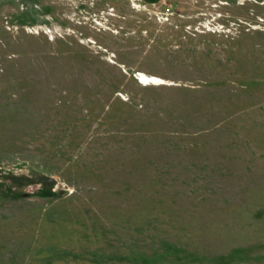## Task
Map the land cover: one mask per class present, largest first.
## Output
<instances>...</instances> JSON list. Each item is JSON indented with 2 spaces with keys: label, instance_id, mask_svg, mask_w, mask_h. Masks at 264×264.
I'll return each mask as SVG.
<instances>
[{
  "label": "rangeland",
  "instance_id": "1",
  "mask_svg": "<svg viewBox=\"0 0 264 264\" xmlns=\"http://www.w3.org/2000/svg\"><path fill=\"white\" fill-rule=\"evenodd\" d=\"M0 264H264V0H0Z\"/></svg>",
  "mask_w": 264,
  "mask_h": 264
},
{
  "label": "trees",
  "instance_id": "2",
  "mask_svg": "<svg viewBox=\"0 0 264 264\" xmlns=\"http://www.w3.org/2000/svg\"><path fill=\"white\" fill-rule=\"evenodd\" d=\"M46 183V182H45ZM38 193H41V194H43V195H51V194H54V192L52 191V189L50 188V189H48V190H38L37 191Z\"/></svg>",
  "mask_w": 264,
  "mask_h": 264
}]
</instances>
